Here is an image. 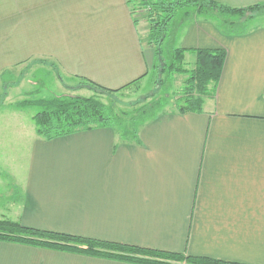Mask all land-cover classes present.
Returning <instances> with one entry per match:
<instances>
[{"label":"crops","instance_id":"crops-1","mask_svg":"<svg viewBox=\"0 0 264 264\" xmlns=\"http://www.w3.org/2000/svg\"><path fill=\"white\" fill-rule=\"evenodd\" d=\"M213 1L231 9L264 3ZM247 19L228 34L215 16L182 17L167 36L171 49L225 51L214 97L200 112L158 114L136 143L113 128L44 140L35 132L36 109L32 128L18 132L29 146L24 175L0 178V221L264 264V14ZM38 62L55 65L58 80L118 90L148 79L154 50L127 0H0V75ZM24 101L14 105L25 109ZM0 264L132 263L0 241Z\"/></svg>","mask_w":264,"mask_h":264},{"label":"trees","instance_id":"trees-1","mask_svg":"<svg viewBox=\"0 0 264 264\" xmlns=\"http://www.w3.org/2000/svg\"><path fill=\"white\" fill-rule=\"evenodd\" d=\"M127 5L136 27L138 21L134 17L138 13L147 23V46L154 50L153 69L158 68L157 65L163 64L162 46L167 40L168 27L181 10L193 9L195 16L207 15L206 9L218 13L234 14L247 11L256 12L257 15L264 14V3L242 9H231L219 5L213 0H127ZM185 16L188 17L187 14ZM220 20L218 21L219 25L225 33L234 34L243 30L229 31L225 22L220 23ZM185 53L184 49H172L170 64L161 71H167L170 76L185 74L186 70L182 68ZM194 55V67L190 76L185 80V84L188 86L184 88L183 97L176 102V109L179 113L200 112L204 100L214 97L225 61V51L221 49L196 50ZM139 81L136 80L118 90L105 89L91 82H81L76 88L89 89L96 95L106 98L139 83ZM20 106L37 108L33 117L35 132L38 137L44 140L49 141L94 128H113L121 134L120 137L124 142L136 143L138 141L139 130L121 128L120 121L112 109L95 97L54 96L23 102ZM151 111L148 109L144 112L139 111L140 114H137V118L134 116L131 119V125L136 122H142L141 125H143L146 122L143 115L145 116ZM115 124L119 128L115 127ZM0 241L132 264H234L180 253L40 231L23 227L8 220L0 221Z\"/></svg>","mask_w":264,"mask_h":264},{"label":"rangeland","instance_id":"rangeland-1","mask_svg":"<svg viewBox=\"0 0 264 264\" xmlns=\"http://www.w3.org/2000/svg\"><path fill=\"white\" fill-rule=\"evenodd\" d=\"M205 12L210 17L215 16L218 20L222 19L220 23L224 21L227 29L233 32L242 29L241 26L243 27V22L248 20L247 18L257 15L256 12L247 11L231 14L206 9ZM139 15L138 13L134 17L138 21L136 28L147 48L148 26ZM194 16L193 9L179 11L168 27V34L171 35L175 32L182 17L187 20ZM169 43V40H166L162 46L163 64L157 65L158 68H152L148 79L106 98L96 95L89 89L76 88L81 82L63 77L58 80L57 77L61 75L56 66L50 62H38L37 64L22 66L0 75V178L6 179L9 174L16 178L23 176L29 159L27 137L18 135V132L21 128L27 130L28 127L29 129L32 128L33 123L30 116L34 114L37 108H28L29 106H27L25 109H19L14 105L16 102L23 100L29 102L54 96L95 97L112 109V112L121 122H119L121 128H134V130H140L142 127V122L131 125V119L134 116L137 118V114H140L139 111L152 110L145 116L142 114L146 122L158 114L177 112L176 102L183 97L184 88L188 86L185 84V80L190 76L194 67V55H184L182 68L186 70L185 74L170 76L167 71H161L170 64L171 47L173 46H170ZM6 95L7 99H4ZM13 111H16L15 115L12 114ZM115 127H118L117 124ZM2 131L5 133H1ZM11 150L13 151L11 152Z\"/></svg>","mask_w":264,"mask_h":264}]
</instances>
